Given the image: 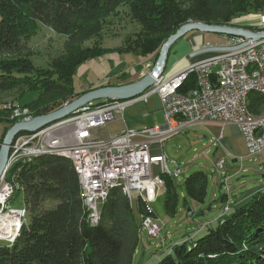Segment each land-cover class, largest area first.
Wrapping results in <instances>:
<instances>
[{"label":"trees","instance_id":"16d2710c","mask_svg":"<svg viewBox=\"0 0 264 264\" xmlns=\"http://www.w3.org/2000/svg\"><path fill=\"white\" fill-rule=\"evenodd\" d=\"M122 4L128 5L130 17L141 25L135 37L113 49L82 46L101 37L107 21ZM262 14L264 0H0V91L19 89L18 107L27 106L33 116L47 114L91 89L119 84L109 80L78 89L74 82L78 69L92 59L115 50L159 54L167 39L187 23L231 25ZM41 25L66 37L65 52L53 58L49 67L36 65L31 58L29 40ZM245 27L264 29V25ZM196 84V75L191 73L179 91L188 93ZM29 91H35L36 96L20 103ZM250 104L255 112L263 111L264 96L252 92ZM1 122L5 126L0 147L17 119L11 118V111L3 110ZM162 177L167 188L166 209L174 214L180 201L177 184L172 175ZM5 180L12 188L5 210L16 208L21 194L27 219L21 217L19 235L13 242L0 240V264H135V255L141 251V221L121 182L110 189L99 222L93 225L70 158L48 152L26 157L11 165ZM208 185L205 173L190 174L184 183V203L189 199L206 202ZM227 196L222 194L219 199ZM143 208L139 200L140 214ZM0 210L4 212L1 202ZM157 264H264V189L229 215L222 214L215 226L208 225L205 234L175 244Z\"/></svg>","mask_w":264,"mask_h":264},{"label":"built area","instance_id":"2783aa9c","mask_svg":"<svg viewBox=\"0 0 264 264\" xmlns=\"http://www.w3.org/2000/svg\"><path fill=\"white\" fill-rule=\"evenodd\" d=\"M244 23H251L252 26L264 25V14L258 19L248 18ZM246 25L232 23L231 26L246 28ZM253 31L264 32V29ZM226 38L227 42L220 44L221 46H236L246 42L247 44L238 49L216 52L168 78L163 72L156 78L152 87L161 99L163 125L145 126L140 129L126 128L109 139H97L93 133L94 129L107 125L118 116L124 119L123 110L132 102L104 99L100 103V110H93L91 102L81 107L76 114L67 117L65 123H53L36 133L18 136L11 146L9 158H14L17 162L48 149L69 153L78 164L79 174L83 178L91 210L90 222L93 225H96L100 201L108 185L113 182L128 183L130 199L136 192L138 200L143 203L141 225L151 237H159L162 226L154 216L152 196L148 189L156 187L165 192L167 188L162 175L179 176L182 167H177L173 172L168 165V156L162 148L158 153L153 151L154 142L162 144L165 137L189 124L214 122L221 125H238L245 137L249 156H258L264 150V120L250 119L243 105V91L246 86H264V38ZM210 46L219 45L207 44L206 47ZM191 73L200 76L201 87H195L188 93L180 92L179 89ZM254 73H261V82H250V75ZM145 95L149 94L146 92ZM56 129L65 130H61L64 132L59 135H53ZM221 138L222 135L217 136V141ZM144 152H153V159L143 160ZM224 163L225 159H219L216 165L222 168ZM155 166L161 169L156 176L153 175ZM0 194L4 195L2 210H5L10 190L3 180L0 181ZM8 216L10 209L5 210L3 219ZM23 217H26L25 210ZM18 235L12 231H0V240L13 242V236Z\"/></svg>","mask_w":264,"mask_h":264},{"label":"rangeland","instance_id":"374dc122","mask_svg":"<svg viewBox=\"0 0 264 264\" xmlns=\"http://www.w3.org/2000/svg\"><path fill=\"white\" fill-rule=\"evenodd\" d=\"M262 15L259 17H252L251 19H258L262 17ZM245 21L246 17L240 20H235L234 23H237L238 25H246V23H244ZM247 24L248 25L246 26H252L251 23ZM140 29L141 25L137 21L132 20L130 17L128 5L122 4L118 11L107 21L105 27L102 30L101 37H93L85 41L82 46H94L97 44L106 48H117L123 44L125 45L129 39H133L135 34H137ZM197 35V31L192 30L188 32L183 38L186 40L192 36L196 45H199L203 40H205L214 43L216 42L219 46H221L220 44H223L226 41L225 36H227L226 34H219L216 32H202L201 36ZM231 37H235V39H237V36L232 35L230 38ZM65 39L66 37L64 35L57 33L51 27L41 25V28L37 31V34L32 36L29 40L30 49L32 51L31 58L33 59L34 63L42 67H49V63L52 62L53 58L65 52ZM182 39H180L179 42ZM161 49L159 50V54L153 53L147 56L140 55L137 52L119 53L116 50L107 53L100 58L105 59L112 56L113 57L108 59L107 65L101 70H96L95 67L83 69L85 66H87V64L84 65L83 68L78 69L74 81L75 86L78 89H82L101 81L105 82L110 80L112 83H119L121 81L132 79L137 72H140L144 69V60H148L150 62L149 65H151L152 68L156 65ZM216 52L206 53L204 55L211 56ZM199 57L195 59H198ZM153 90V87L147 90V94H149L150 105H153V100L156 99L158 106L160 105L162 108L160 96ZM252 92H258L264 96V94L257 89L251 90L250 94ZM19 93V89L0 91V106L11 104L10 106H3V108H5V111H11V118L17 119V122L22 120H30L35 116L32 115L27 106H20L23 111L26 109L29 111L26 114L25 112L14 110L15 107L19 106L16 105V98ZM250 94L248 97L249 103ZM35 96V91H29L26 92L24 97L19 101L23 104L32 100ZM134 99L135 98L124 100L132 101L123 110L126 124L121 116H118L117 119L109 122L107 125L94 129L93 133L97 139H109L124 131L127 128L126 126H128L130 129H138L139 127L145 125L155 126L163 123L162 113H160V111H158L160 115L156 114L157 111H155V114H153V112L150 111L149 105L146 101L141 99L133 102ZM98 109H100V105H93V110ZM252 112L255 114L260 113L254 112V110ZM62 121L64 120L62 119ZM60 122L61 120L59 122L57 121V123ZM4 126L5 123L1 122L0 130H3ZM61 130L65 129H56L53 135H59L64 132ZM209 130L212 129L207 127V125L201 124L190 129H186L181 134H176L174 136L172 134L168 137H165L162 144L160 142H154L156 143V146L159 147V149H164L163 151L168 156V165L173 172L177 167H182V173L179 176L173 174L177 184V190L179 192L178 194L180 195V201L177 211L174 214H171L166 209V191L164 192V190L160 188L158 189L156 187H150L148 189V193L152 196L151 204L155 212L154 216L162 226V231L160 232L159 237H151L141 225V241L139 246L141 251L139 254L135 255V264H157L158 260L164 256V254L168 253L175 244L181 243L186 239L198 238L205 234L208 228L206 224L209 223L208 225L215 226L217 224L215 219L219 215H229L235 210L236 206H230L231 202L234 203L235 201L241 200L246 195V193L249 192V190L252 188L257 189L258 186L262 185L263 182L260 181H264V170H261L260 168L262 167V169H264V164L261 166L259 165V157L249 156V150L244 135H242L243 137H239L237 132L234 131L239 129L237 127H227L226 129L230 130L226 132V135L232 141L235 154L229 152L222 141H217L214 133ZM33 133L36 132H22L18 136L22 134L24 135ZM221 135L222 133H220L218 136ZM217 147L219 148L218 150H216ZM219 159H225V163L222 168H218L216 165ZM14 162L15 161H13V163ZM160 171V167L155 166L153 168V175H158ZM198 171H201L208 176L209 185L206 202L199 204L194 200L189 199L188 204L186 205L184 203V192L186 190L184 186L185 180L190 174ZM4 178L2 177L0 181H2ZM222 194H227L229 197L227 196L226 199L221 200L219 197H221ZM131 199L135 214L138 220L141 221L139 200L136 192L133 193ZM84 203L87 205L85 200ZM225 205L227 206L226 208L224 207ZM15 206L18 209H24V200L21 194L19 195ZM228 206H230V209L225 211ZM87 208H89L88 205ZM100 209L101 206L99 211ZM202 212H204V214H201ZM3 214H5V210L4 213L3 211L0 212V215ZM26 219L27 217H24V220ZM0 231H12L17 234L18 227H16L14 230L13 227L7 229L1 227Z\"/></svg>","mask_w":264,"mask_h":264},{"label":"water","instance_id":"95a60500","mask_svg":"<svg viewBox=\"0 0 264 264\" xmlns=\"http://www.w3.org/2000/svg\"><path fill=\"white\" fill-rule=\"evenodd\" d=\"M192 30H198L201 32H216L219 34L234 35V36H247L254 40L264 38V32H257L243 27L227 26V25H215L207 24L204 22H190L180 27L174 34H172L167 41L164 43L160 56L156 65L149 70V72L143 76L140 80L117 84V85H106L98 88L91 89L79 97L75 98L71 102H68L61 108L49 112L47 114L38 115L30 120H22L14 123L6 132L4 139L0 147V179L6 176L8 172V162L11 152V145L13 144L16 137L22 132H37L43 128L53 124L57 121L65 119L81 107L104 99H119L129 100L142 96L150 89L156 81V78L162 74L166 64L168 52L171 47L183 36ZM246 43H242L236 46H210L195 50L191 53L192 56L205 53V52H216L224 50H234L245 46ZM211 208V207H210ZM209 208V209H210ZM201 214H204L202 212Z\"/></svg>","mask_w":264,"mask_h":264},{"label":"crops","instance_id":"0c3cea01","mask_svg":"<svg viewBox=\"0 0 264 264\" xmlns=\"http://www.w3.org/2000/svg\"><path fill=\"white\" fill-rule=\"evenodd\" d=\"M194 31H197V36H201L202 32L201 31H198V30H194ZM184 37V36H183ZM182 37V38H183ZM181 38V39H182ZM186 38V37H185ZM184 39V38H183ZM181 40L179 42V40L171 47L170 51L168 52V56H167V60H166V64H165V67L163 69V74L166 76V77H170L172 76L173 74H176L180 71H182L183 69H185L186 67H188L189 65H191L192 63H195L197 61H200L202 59H205L209 56H205L204 54L206 53H211V52H205V53H201V54H197V55H194L192 56L191 53L194 52L195 50H198V49H201V48H205L207 46V44H217L216 42H209V41H205L203 40L199 45H196L193 37L191 36V38H187L186 40ZM225 39L226 41L224 43L227 42V38L225 36ZM190 53V54H189ZM189 54V55H188ZM203 55V56H202ZM201 56V57H199ZM113 57V56H112ZM112 57L110 58H99V59H96V60H91L87 66H83L81 68L83 69H87L89 67H95L96 70H101L104 66L107 65L108 63V59H111ZM199 57L198 59H195ZM150 62L148 60H144V69L140 72H137L132 79H129V80H125V81H121L119 82V84H122V83H128V82H134V81H137V80H140L151 68L152 66L149 65ZM80 68V69H81ZM102 82V81H101ZM101 82H98V83H94L92 85H89L85 88H82L80 90H84V89H88L90 87H94V86H97L98 84H100ZM143 99L144 101L147 102V104L149 105V108H150V111L153 112V114H155L154 112H156V114L160 115V113H162V124L160 125H163L164 124V115H163V111L161 110L162 108L160 107V105L158 106V103L156 101V99L153 100V105H150V101H149V95H145L143 94L142 96H139L137 98H135L133 100L134 101H137V100H141ZM160 111V113L158 112ZM124 116V114H123ZM124 122L126 124V121H125V117H124ZM157 120V119H156ZM201 124H204V125H207V127L211 128L212 130H209V131H212L214 133V135L217 136L222 133V138L220 141H222V143L225 145L226 149L231 152L232 154H235V150H234V147L232 145V141L228 138V136L226 135V132L230 131V130H226L227 127H237L239 130H234L235 132H237V135L239 137H243L242 135V132L240 130V128L238 127V125L236 124H225V125H221L219 123H214V122H207V123H196V124H189L187 126H185L184 128H182L181 130L175 132L173 134L174 135H178V134H181L184 130L186 129H190L194 126H197V125H201ZM147 126V125H145ZM145 126H142V127H139L138 129L140 128H143ZM127 128H129L128 126H126ZM2 133H3V130H0V138L2 136ZM219 148L217 147L216 150H218ZM164 150V149H163ZM153 151L155 152H159L160 149L159 147L156 146V143L153 144ZM153 154V152H151ZM165 153V152H164ZM259 157V160H258V163L259 165L261 166L262 164H264V150L263 152L257 156ZM261 170H264L262 169V167L260 168ZM260 182H263L262 185L258 186L257 189H251L249 190V192L246 193V195L239 201H235L234 203L231 202L230 206L231 205H235L236 208L241 204L243 203L244 201H246L247 199H249L253 194H255L257 191L259 190H262L264 189V181H260ZM229 197V196H228ZM230 206H228L226 210H229L230 209ZM235 208V209H236ZM23 209V208H22ZM222 215H219L215 220L218 222L220 217ZM209 224V223H208ZM208 224H206V226H208Z\"/></svg>","mask_w":264,"mask_h":264},{"label":"bare ground","instance_id":"6f19581e","mask_svg":"<svg viewBox=\"0 0 264 264\" xmlns=\"http://www.w3.org/2000/svg\"><path fill=\"white\" fill-rule=\"evenodd\" d=\"M227 26H229V25H227ZM230 36H232V35H230ZM230 39H235V37H231ZM196 78H197L196 87H201V79H200V76L199 75H196ZM250 82L251 83H259V82H261V73H254V74L250 75ZM253 89H257V90H259L260 92H262L264 94V86H262L260 84H251L249 86H246L245 89H244V91H243V105H244V110L250 116V119H252V120H264V110L261 111L260 113H257V114H255V113L252 112L253 110H252V108L250 106L248 97H249L250 91L253 90ZM3 106H6V105H1L0 106V111L1 110H5V108H3ZM261 108H263V106L262 107L260 106V109ZM14 110H18V111H21V112H25V114L27 112H29L27 109L25 111H23V109L20 108V107H16ZM98 110H100V109H98ZM63 120L64 121L61 120L60 123H65L66 122L65 119H63ZM55 123H57V122H55ZM47 152L48 153H55V154L63 155L65 157H67V158H70L73 161V163H75V160L73 159V157L69 153L61 152V150H58V149L42 150V152L35 153L34 155H38V154H41V153H47ZM27 157H29V156H27ZM152 159H153V154L151 152H144L143 153V160H152ZM13 161H14V158H9L8 171H9V168L11 167V165L13 164ZM75 169H76V171H77V173L79 175L80 185H81V189H82V192H83L84 200H85L86 204L89 206L88 201H87V195H86V192H85V189H84L83 178H81V176L79 174V167H78V164H76V163H75ZM7 174H8V172H7ZM7 174H6V176H7ZM5 178L3 179V181L5 182V184L7 185L8 189L10 190V196H11V194H12V188H11V185H9L6 182ZM117 183L118 182H113V183H111V185H108L107 189L105 190V192L102 195L99 208L107 200L108 195H109L108 194L109 193V190L115 184H117ZM121 183L124 185L123 186L124 187V191L127 192V193H130L129 184L126 183V182H121ZM0 202L1 203L4 202V195L3 194H0ZM23 210L24 209H18V208L12 209L11 212H10L11 216L8 217V218H6V219H3L5 217V214L0 215V229H1V227L6 228V229L13 227V230H14L16 227H18V231L17 232H19V229H20V219L23 216ZM99 219H100V211L98 209V215H97L96 224L99 222ZM90 220H91V210H90ZM15 237L16 236H13V239Z\"/></svg>","mask_w":264,"mask_h":264}]
</instances>
